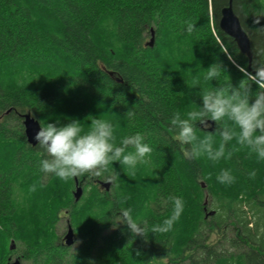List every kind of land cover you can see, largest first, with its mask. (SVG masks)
I'll return each mask as SVG.
<instances>
[{
  "label": "trees",
  "instance_id": "trees-1",
  "mask_svg": "<svg viewBox=\"0 0 264 264\" xmlns=\"http://www.w3.org/2000/svg\"><path fill=\"white\" fill-rule=\"evenodd\" d=\"M228 4L0 0V264L13 254L29 264H264V160L235 140L230 159L189 158L191 145L170 123L193 102L202 106L201 88L238 87L245 69L264 65V2L233 0L251 64L220 28ZM215 63L224 71L206 81ZM256 91L252 84L253 99ZM26 114L43 124L79 119L85 130L89 117H102L117 125L118 141L140 133L153 151L135 170L113 162L99 175L63 181L41 171L46 153L28 143ZM197 126L200 138L218 127ZM224 169L234 183L218 182ZM76 180L84 190L79 201ZM173 196L185 202L183 213L172 230L152 233L171 216ZM122 207L132 208L146 237L131 233ZM68 226L76 239L69 247Z\"/></svg>",
  "mask_w": 264,
  "mask_h": 264
},
{
  "label": "clouds",
  "instance_id": "clouds-1",
  "mask_svg": "<svg viewBox=\"0 0 264 264\" xmlns=\"http://www.w3.org/2000/svg\"><path fill=\"white\" fill-rule=\"evenodd\" d=\"M194 29L195 25L189 22L187 32L191 34ZM252 68V72L245 69L244 79L238 87L201 88L202 106L193 102L196 107L183 116L179 112L174 113L170 123L178 131L179 141L191 145L190 152L186 153L189 158L206 156L212 161L230 159L232 151H228L227 146L235 140L236 144L246 146L258 159L264 160V65L253 64ZM223 71L222 64H212L205 70L204 79L218 80ZM252 84L258 86L254 99ZM133 115L132 111L126 113L128 117ZM88 119L91 124L87 125V130L79 119H71L65 125L59 122L40 124L34 139L46 153L47 158L40 162L43 173L54 174L68 181L86 173L99 175L113 162L135 170L152 153V147L144 142L142 134L124 136L118 141L117 125L112 121L102 117ZM209 121L218 125L215 132L206 131L203 138L198 137L197 130L201 128L197 125L208 129L211 127ZM255 176L254 170L249 173L250 178L254 179ZM217 180L222 184H231L235 182V177L229 169H224ZM36 187L33 184L30 191H36ZM130 199L128 195L123 202ZM170 199L173 203L172 214L162 223L152 226L150 231L154 234L172 230L184 211L185 202L181 197L173 196ZM132 211L130 207H122L119 215L134 236L146 237L148 229L133 218Z\"/></svg>",
  "mask_w": 264,
  "mask_h": 264
},
{
  "label": "water",
  "instance_id": "water-1",
  "mask_svg": "<svg viewBox=\"0 0 264 264\" xmlns=\"http://www.w3.org/2000/svg\"><path fill=\"white\" fill-rule=\"evenodd\" d=\"M220 28L221 30L233 38L238 45L240 51L247 55L250 60V64L252 63L253 55L251 52V41L248 34L242 27L241 21L237 14L234 11L233 0H229V4L222 10V15L220 19ZM155 39L154 37L151 39V46L154 45ZM212 125L211 129H213L214 122L209 121ZM40 122L36 118L32 117L31 114H26L24 116V127H25V135L27 141L30 145L36 146L37 141L34 139L36 132L40 128ZM111 182L103 183V186L106 189H109ZM84 194L83 187L79 185V182L76 180V189L73 193L75 201H79ZM75 232L71 226H68L67 234L64 237V244L66 246H72L75 244ZM11 249H14L11 248ZM7 264H23L20 258H15L14 260H10Z\"/></svg>",
  "mask_w": 264,
  "mask_h": 264
},
{
  "label": "rangeland",
  "instance_id": "rangeland-1",
  "mask_svg": "<svg viewBox=\"0 0 264 264\" xmlns=\"http://www.w3.org/2000/svg\"><path fill=\"white\" fill-rule=\"evenodd\" d=\"M263 2H264V0H262ZM83 196H84V194H83ZM66 201V200H65ZM66 225H67V219L66 218H64L62 221H61V223H60V225H59V229L60 230H66ZM214 239L215 240H217L218 239V237H217V235H215L214 236ZM64 242V241H63ZM9 245H10V248H13L14 247V243H12L11 242V244L9 243ZM14 258H16V255L15 254H13L12 255V259L14 260ZM23 264H29V262H24Z\"/></svg>",
  "mask_w": 264,
  "mask_h": 264
}]
</instances>
